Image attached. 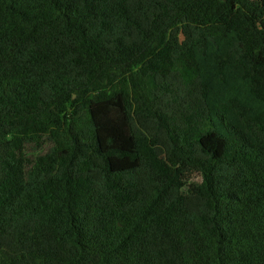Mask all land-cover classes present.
<instances>
[{
    "label": "trees",
    "instance_id": "16d2710c",
    "mask_svg": "<svg viewBox=\"0 0 264 264\" xmlns=\"http://www.w3.org/2000/svg\"><path fill=\"white\" fill-rule=\"evenodd\" d=\"M0 264H264V0H0Z\"/></svg>",
    "mask_w": 264,
    "mask_h": 264
},
{
    "label": "rangeland",
    "instance_id": "374dc122",
    "mask_svg": "<svg viewBox=\"0 0 264 264\" xmlns=\"http://www.w3.org/2000/svg\"><path fill=\"white\" fill-rule=\"evenodd\" d=\"M199 177L196 174H192L188 178L185 179V184H189L191 182H199Z\"/></svg>",
    "mask_w": 264,
    "mask_h": 264
}]
</instances>
